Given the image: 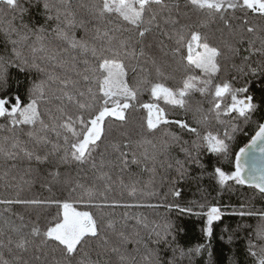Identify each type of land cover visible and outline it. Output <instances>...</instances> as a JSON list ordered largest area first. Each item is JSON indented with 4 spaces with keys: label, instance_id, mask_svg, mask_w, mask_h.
I'll use <instances>...</instances> for the list:
<instances>
[{
    "label": "snow or ice",
    "instance_id": "6c2138e0",
    "mask_svg": "<svg viewBox=\"0 0 264 264\" xmlns=\"http://www.w3.org/2000/svg\"><path fill=\"white\" fill-rule=\"evenodd\" d=\"M32 8L43 23L25 22ZM0 33V264H192L205 245L171 247L170 222L130 211L192 208L144 202L157 192L143 193L133 166L183 178L186 165L204 168V150L231 165L214 167L218 185L264 196V96L234 87L264 76V0H0ZM13 72L28 78L26 99ZM37 182L63 195H26ZM167 194L181 195L175 181ZM199 207L210 235L221 208ZM236 214L256 218L246 252L264 264V209ZM161 242L171 256L152 246Z\"/></svg>",
    "mask_w": 264,
    "mask_h": 264
},
{
    "label": "trees",
    "instance_id": "16d2710c",
    "mask_svg": "<svg viewBox=\"0 0 264 264\" xmlns=\"http://www.w3.org/2000/svg\"><path fill=\"white\" fill-rule=\"evenodd\" d=\"M23 2V0H22ZM25 22H31L35 24L37 22L43 23V18L40 16L37 9L32 8L29 14L25 16ZM19 23V21H17ZM79 34H82L81 30H77ZM4 48V37L0 33V52ZM247 54V53H245ZM259 57L254 56L253 60H258ZM239 63V60H237ZM232 75H236L234 72H229V78ZM27 79L25 74L21 73L17 75L12 73V88L18 92L22 97L26 99V87ZM18 82V83H17ZM247 85L249 88V94L254 95L259 103V100L264 96V76H238L234 81V87H240ZM148 96L145 94L141 98V102H147ZM162 103V102H161ZM163 106V103H162ZM209 105L204 104V108L207 109ZM166 110L170 113V118L187 119L192 122V114H185L180 109H173L168 106ZM3 119H0V123H3ZM194 126V125H193ZM211 126L215 130L217 127L215 120H212ZM254 126H249L245 130L246 134H237L236 140L232 144L233 152L237 151L240 147H243L247 143ZM172 131L181 135L184 140L191 141L193 136L187 132H182L178 127H173ZM222 132L223 129L220 128ZM173 155L180 159H184L183 153L179 152V148L173 149ZM200 160L204 165V168H200L195 164L186 165L187 173L183 178H180L174 170H165L157 166L156 173L142 172L139 168L133 166L131 171L136 173L139 179L142 181L139 187L143 193L151 192L155 190L156 196L149 197L142 195L141 199L146 203H160L162 200L167 203H174L180 205L181 208H192V212H181L178 208L160 207L157 209H131L132 213L139 212L143 216L147 217L148 221L164 223L168 221L172 225L171 235L168 237V241L171 247H181L185 251L190 248H195L197 245L203 244L205 248L201 250L199 255H194L192 264H251V258L248 257L246 248L248 236L252 232L253 228L257 224V220L254 217H241L236 213L241 210V206H244L245 210H258L264 209V196L256 193L253 189L247 185H236L234 182H229L223 188L213 178V169L216 166H221L226 171H231V165L228 161H225L222 157H218L215 154L208 153L204 150L200 152ZM47 170V169H45ZM126 178V175H125ZM175 181V187L181 192L179 197H173L168 193V189L171 186V182ZM4 193V189L0 187V195ZM62 196L63 193L60 190L54 189L53 193H49L46 189L42 188L40 183L37 182L27 192L28 196H37L41 198H47L51 195ZM167 194V195H166ZM200 204H215L221 208L222 215L219 220L213 221L210 226L212 231L210 235H205L204 228L208 227L206 224V216L200 213ZM16 211L22 209L15 208ZM118 211H123L120 209ZM203 211H206L204 209ZM134 224V221H130ZM173 237L175 240L173 241ZM158 247L163 252H166L167 256H171V247H167L163 242L159 245H152ZM182 264H188L187 258L182 261Z\"/></svg>",
    "mask_w": 264,
    "mask_h": 264
},
{
    "label": "rangeland",
    "instance_id": "374dc122",
    "mask_svg": "<svg viewBox=\"0 0 264 264\" xmlns=\"http://www.w3.org/2000/svg\"><path fill=\"white\" fill-rule=\"evenodd\" d=\"M207 219V218H206Z\"/></svg>",
    "mask_w": 264,
    "mask_h": 264
}]
</instances>
